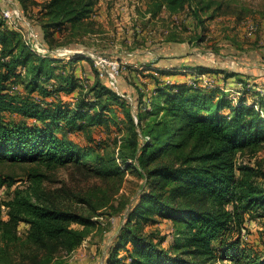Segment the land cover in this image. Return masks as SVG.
Here are the masks:
<instances>
[{
	"label": "trees",
	"instance_id": "1",
	"mask_svg": "<svg viewBox=\"0 0 264 264\" xmlns=\"http://www.w3.org/2000/svg\"><path fill=\"white\" fill-rule=\"evenodd\" d=\"M99 1L48 0L41 9L39 31L35 29L40 40L52 49L47 42L51 33L81 26ZM187 2L149 0L146 10L155 18L163 11L181 10ZM194 3L197 10L209 6L201 0ZM25 31L23 25L16 29L0 19V162L48 168L85 165L105 177L137 164L147 178L148 186L127 215L128 227L119 232L104 264H119L116 255L120 248L127 254V264H227L224 260L264 264V250L243 244L240 236L244 212L259 208L264 215V190L252 180L258 175L256 169L243 166L240 176L235 172L236 155L247 149L255 151L264 142V95L254 92L235 72L187 63L183 68L172 66V74L182 70L224 72L225 77L237 76L245 82V91L233 101L218 89L186 82L157 84L149 100L138 93L133 113L128 100L106 77L100 78L96 68L94 81L81 83L75 74L76 63L89 57L74 54L65 61L39 55L26 45ZM117 109L122 122L116 121ZM107 123L126 127L119 148L125 168L114 156L82 150L65 135ZM190 143L193 155L173 164L160 162L166 153ZM27 175L32 181L42 176L36 172ZM4 183L5 179L0 181V185ZM2 205L8 208L7 220L2 217ZM154 216L176 225L174 242L168 248L160 247L152 236L142 235L137 227ZM20 223L29 226V242L46 246L49 241L67 239L72 250L86 237L90 218L37 203L27 191L16 189L11 200L0 201V242L16 241ZM72 223L83 229L71 228ZM232 226L238 229L233 238L229 236Z\"/></svg>",
	"mask_w": 264,
	"mask_h": 264
},
{
	"label": "rangeland",
	"instance_id": "2",
	"mask_svg": "<svg viewBox=\"0 0 264 264\" xmlns=\"http://www.w3.org/2000/svg\"><path fill=\"white\" fill-rule=\"evenodd\" d=\"M47 2L0 0V11L17 6L29 24L23 26L36 32L39 22L43 21L40 18L41 9ZM201 2L209 6L197 10L194 0L191 3L189 0L181 10L172 13L163 11L152 18L146 10L149 0H102L87 22L73 29L55 30L47 42H50V50L54 54L62 53L64 58L93 53L117 60L120 66L117 91L127 97L130 105L135 104L139 92L144 96L138 86L146 89L152 79L150 75L156 77L154 73L144 71L159 61L203 63L226 69L224 72L243 76L254 92L264 95V0ZM40 41L49 49L44 41ZM84 61L85 66L80 65L81 71L85 72L86 67L91 73L93 62L91 59ZM224 72L219 78L212 74L197 77L196 87L218 89L235 101L245 91V82L241 83L237 76L225 77ZM180 75H187L189 83L190 73L181 72ZM116 121L122 122L119 109ZM65 135L82 150L114 156L116 163L125 168L119 155L120 138L127 135L124 125L107 123L86 130L68 131ZM191 146L192 143L182 149H173L160 162L173 164L193 155ZM243 166L257 170L258 175L252 180L264 190V142L255 151L247 149L236 155L237 176H240ZM34 172L42 175L39 181L29 179L27 174ZM4 179L6 183L0 185V201L11 200L16 189L27 191L33 201L89 217L90 224L86 237L69 250L67 239L49 241L46 246L29 242V226L20 223L16 228V241L10 244L0 242V264H104L119 232L128 227L129 211L148 186L147 178L137 164L129 171L105 177L90 171L85 165L48 168L0 162V181ZM231 207L226 205L229 210ZM7 211L8 208L2 205L4 220L8 218ZM242 219V243L259 251L264 250L262 209L246 211ZM70 227L83 229V225L78 223H72ZM137 227L142 235L152 236L160 247L168 248L174 242L176 225L173 220L154 216L151 221H141ZM237 233L236 226H232L229 236L233 238ZM116 256L119 264H127L124 249L120 248ZM224 262L229 264L230 260Z\"/></svg>",
	"mask_w": 264,
	"mask_h": 264
},
{
	"label": "built area",
	"instance_id": "3",
	"mask_svg": "<svg viewBox=\"0 0 264 264\" xmlns=\"http://www.w3.org/2000/svg\"><path fill=\"white\" fill-rule=\"evenodd\" d=\"M0 19L5 20L8 24L12 25L16 29L20 28V25H29L28 22L22 17L20 10L17 6H10L6 10L0 11ZM24 41L35 53L39 55H54L57 57L64 58L62 53L54 54L51 50L46 49L40 41V38L36 32H34L30 27L26 28L24 32ZM89 57L94 67L98 70V75L100 78L106 77L108 83L117 91V78L120 74V66L117 60H112L105 55L93 53L86 55ZM184 73H190L189 85L197 86V77L204 76L205 74H199L196 71L189 72L188 70H182ZM118 92V91H117ZM123 96V95H121Z\"/></svg>",
	"mask_w": 264,
	"mask_h": 264
},
{
	"label": "crops",
	"instance_id": "4",
	"mask_svg": "<svg viewBox=\"0 0 264 264\" xmlns=\"http://www.w3.org/2000/svg\"><path fill=\"white\" fill-rule=\"evenodd\" d=\"M100 1H102V0H100ZM70 57H65L64 58L65 61H67ZM84 60H86V59L82 58V59L77 61L75 74L77 75V77L79 78L80 81L85 80L86 83L91 84L95 79L94 75H96L94 70H93V69H95V67L93 66V69H91L92 70L91 73L88 72L89 69H86V67H85V72H82L80 65L85 66ZM185 64H187V63H182L180 61L175 62V63H172L171 61L170 62L169 61H159L158 63L153 64L151 66V69L146 68L144 73L145 72H152L155 74L156 77H154L153 75H150L152 77V79H151V81L148 84L146 89H142L140 86H138V88L144 94L143 100L146 101L147 98H151L154 95V89L157 86V84L158 85H165V84L183 83V82L188 83L187 75H180L181 73L172 74V66L177 67V68H183L185 66ZM159 70H161V73L159 72ZM83 76H85V78ZM211 76H216L217 78H219L218 76H221V75H220V73H218V75H214L212 73ZM83 84H85V83L83 82ZM134 91H136L135 87H134ZM73 95L75 96V95H77V93L73 92ZM146 96H147V98H146ZM123 97H125V96L123 95ZM125 98H127V97H125ZM132 111H135L134 105H132Z\"/></svg>",
	"mask_w": 264,
	"mask_h": 264
}]
</instances>
